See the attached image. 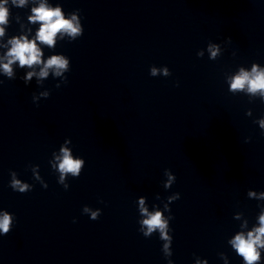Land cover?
Wrapping results in <instances>:
<instances>
[{
    "label": "clouds",
    "instance_id": "9594fccd",
    "mask_svg": "<svg viewBox=\"0 0 264 264\" xmlns=\"http://www.w3.org/2000/svg\"><path fill=\"white\" fill-rule=\"evenodd\" d=\"M8 0H0V37L5 34V27L9 23V8L6 7ZM12 4L17 7H24L27 4V0H12ZM32 15L29 20L32 23L39 22L40 27L36 32L35 38L29 40L26 36L13 37L8 41L11 47L8 49L6 56L3 58L7 62L0 63V69L7 75V77H13L12 65L18 62L21 68L27 66L28 68H33L35 65H43L40 71L37 73L35 71H30L27 73L26 77H23L25 85L31 80L33 76H38L39 78H46L49 75V70L54 71L55 76H61L64 71H69V59H66L62 55H53L47 61L42 60L43 52L38 46L37 41L40 44L47 45L49 48L53 47L56 42V37L60 33L67 34L74 41L77 37L83 35L84 29L81 27L80 21L77 19L76 15H72L71 18L66 19L63 15L61 8L59 6L52 8L45 3H40L38 7L31 9ZM79 12V10H77ZM63 38V37H61ZM230 41V38H228ZM208 51L210 52L211 58L215 59L220 52L218 45L210 44L208 46ZM202 55V53H200ZM162 71L164 76H169L171 73L167 67L162 70H158L155 67H151L150 75L155 77L158 72ZM3 81H0L2 84ZM64 84H67V77L64 78ZM57 88L60 85H56ZM251 94L260 93L264 96V69L258 67V65L253 64L251 72L246 71L241 68L239 72L230 78V90L235 92L237 90H244ZM42 96L48 98L50 94L48 92L41 93ZM33 103H35L36 97H32ZM38 106V103H36ZM261 128H264V120L260 121ZM70 143L69 140L65 141V144ZM55 155V153L53 154ZM56 160L59 161L58 171L60 173V178L58 183L63 185L64 189L69 188L68 184H65V177L68 173H71L73 178H78L81 174L82 168L85 166V161L83 158L74 159L71 154V150L64 145L60 147V155L55 156ZM53 167H56L55 165ZM12 180L10 182V187L19 193H27L32 190L30 186L26 183H22L20 180L16 179V174L14 172L10 173ZM165 175L168 176V183L165 187L170 186L173 181H176V177L171 175L169 169H165ZM47 188V185H44ZM250 196H254L255 193H249ZM264 196V193H262ZM172 200L180 199V193L176 192L172 197ZM103 202V201H101ZM83 211L90 214L91 220H98L101 215V209L95 211L91 210L87 206L84 207ZM170 211L168 206H164V212ZM139 213L144 217L139 221L141 228L140 231L145 238L152 236L153 232L157 229L160 232V239L167 241L163 245L164 257L168 260V264H173L171 259L172 252L169 250V245L172 241V237H169L166 229L168 228V223L164 219L163 214L160 210L154 212H149L148 208L145 207V199H139ZM174 219L173 216L169 217ZM13 216L7 211L0 213V233L7 235L10 232L12 226ZM75 219L73 223H75ZM146 229V230H145ZM232 248L235 252L243 258L244 264H256L260 261V253L258 248H264V213L259 216V227L253 228L245 236L244 233H238L230 241Z\"/></svg>",
    "mask_w": 264,
    "mask_h": 264
}]
</instances>
